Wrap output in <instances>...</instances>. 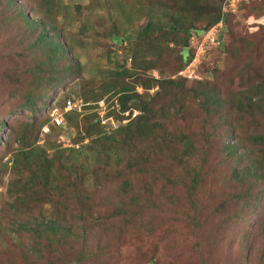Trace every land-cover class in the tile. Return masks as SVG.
Masks as SVG:
<instances>
[{
    "label": "trees",
    "instance_id": "16d2710c",
    "mask_svg": "<svg viewBox=\"0 0 264 264\" xmlns=\"http://www.w3.org/2000/svg\"><path fill=\"white\" fill-rule=\"evenodd\" d=\"M61 1L6 0L32 39L0 54V184L8 178L0 264H108L127 234L148 239L171 229L187 234L200 264L213 263L219 249L218 256L242 255L253 242L260 256L241 258L264 264V25L253 46L235 37L221 44L227 72L199 62L211 78L187 86L179 73L197 52L189 32L202 37L222 24L220 44L232 12H222L226 0L204 7L203 0H145L146 24L118 30L113 23L106 45L120 53L107 55L113 67L90 81L76 43L64 36L72 21L63 19ZM135 1L125 8L140 11ZM151 70L158 79L146 75ZM56 89L69 90L85 113L76 105L67 111L74 105L67 95L56 125L44 112ZM105 96L116 98L104 115L120 123L114 129L95 112ZM64 122L76 134L72 146L41 138L44 127Z\"/></svg>",
    "mask_w": 264,
    "mask_h": 264
},
{
    "label": "rangeland",
    "instance_id": "374dc122",
    "mask_svg": "<svg viewBox=\"0 0 264 264\" xmlns=\"http://www.w3.org/2000/svg\"><path fill=\"white\" fill-rule=\"evenodd\" d=\"M33 2V0H30ZM89 4V2H91ZM126 0H79L74 2H69L67 0H62L60 6H62V11L64 12V18L71 19V25L68 28L63 30L64 36L66 39L70 38L76 47L74 48L76 53V58L79 59V62L82 67V74L85 79L90 81H99L103 76H106L105 67H113L112 64H107L108 59L107 55L114 56L117 53V48L108 47L106 44L109 42L107 35L109 29H111L113 23H117V29H135L141 27L143 24H146L145 11L149 9V5L146 4L145 0H139L142 8H139L140 11L131 12L128 11L125 7L127 4H124ZM210 0H203V7L205 2ZM136 2L131 0L129 4ZM21 5L24 6V11H28L27 6L31 4L27 2H22ZM119 5H122L124 9H121ZM143 9V11H142ZM150 10V9H149ZM17 10H14L12 6H9L6 3V0H0V20L3 17L6 18V23L0 25V54H8V51L16 49L20 51L22 47H26L28 42L32 39L25 38V30L19 21L14 18V13ZM128 14H131L128 17ZM176 14V11L175 13ZM232 16H229L227 23V30L222 35L220 44L216 41L217 33L219 32V27L222 24H219L213 30V33L209 36V39L204 40L205 34L198 36L194 30L189 32L190 34V47L197 54L196 59L192 62L193 69H189L187 73L188 77H185V82L187 86L193 84V80L197 79H208L210 77V72L203 71V68L196 69L198 63H202L203 67L209 68V70L219 69L227 72L229 70V65L232 64L229 62L230 59L227 55L220 52L221 44L224 46L228 45L232 37H235L236 40L243 41V44L247 43L251 46L254 45V34L261 33L263 30L258 29V26L264 25V0H250L243 2L236 8L234 12L230 13ZM62 19V23L64 20ZM139 19V21H138ZM257 37V35H256ZM202 46L201 50L199 49L200 45ZM116 50V52H114ZM126 65L129 66V57L126 60ZM198 65V66H197ZM193 70V73H191ZM148 77H153L155 79L159 78L158 70H151L146 73ZM182 77V76H181ZM211 78V77H210ZM76 83L73 87L77 89ZM153 91H150L152 93ZM137 93L142 94L143 90L141 87H137ZM51 106H48L44 112L47 115L50 114V117L54 118V113L60 114L63 112L61 106L63 105L64 99L69 95L67 100L74 102L76 105L77 112L82 111L83 103L81 100L74 99L70 97L69 90L63 92L61 89H56L52 94ZM116 98L109 99L108 96L98 102L96 105L95 112L102 117V124L107 125L108 127L114 129L119 126L113 116L110 118H105L104 115H109L110 112L115 111L113 108H117L114 105ZM62 102V103H61ZM54 108H57L58 111ZM60 108V110H59ZM115 108V109H116ZM71 110L70 108L66 109ZM72 112V111H70ZM80 112V113H81ZM55 114V115H56ZM128 113L124 115L127 116ZM137 112L133 111V116ZM62 117V115L60 114ZM16 119L20 118V115L14 116ZM64 117V116H63ZM62 117V121H63ZM13 116H8V121L16 123V119ZM61 119V118H60ZM61 120H59L60 122ZM126 123V120L122 122ZM61 125V124H60ZM48 128V134L42 135L43 140L49 137V140L52 142H57L60 145L72 146L74 144L73 139L76 137L75 133H72L68 123H65L58 128ZM70 138H69V137ZM42 143V142H40ZM76 147V146H75ZM7 177L4 178V183L0 184V206L6 200V181ZM89 188H90V183ZM261 215H264V210L258 211ZM176 232L174 237L169 239H162L168 236L170 233ZM169 234H159L157 237L144 238L141 235L130 233L126 237L122 238L123 241H120L119 246L115 248L114 253H111V260L108 264H200L195 256L192 254V248L190 245V240L186 233L182 230L171 229ZM174 241V242H173ZM156 244L157 247L154 245ZM215 245V243H213ZM255 242H253L252 250L250 252V260L252 257L260 256V253L254 248ZM174 245V249L171 250L170 247ZM156 249V251H154ZM246 249L242 250V255L238 251H233L238 253L234 258L226 256H218L221 252L220 249L215 251L216 258H212L214 264H250L247 260H243L241 257L245 253L249 252ZM262 260V256L260 257ZM217 260L219 261L217 263ZM211 263V264H213ZM259 264V262H256Z\"/></svg>",
    "mask_w": 264,
    "mask_h": 264
},
{
    "label": "built area",
    "instance_id": "2783aa9c",
    "mask_svg": "<svg viewBox=\"0 0 264 264\" xmlns=\"http://www.w3.org/2000/svg\"><path fill=\"white\" fill-rule=\"evenodd\" d=\"M241 0H226L225 1V3H224V6H223V9H222V12L223 13H228V12H234V8H236L237 6H238V4H239V2H240ZM213 30H215V27L214 28H212L211 30H209L206 34H205V37H204V40H207V39H209V36L213 33ZM202 44L199 46V49L198 50H201L202 49ZM196 57H197V54H195V57H194V59L192 60V62L196 59ZM198 58V57H197ZM192 62L191 63H189L187 66H186V68L183 70V71H181L179 74L181 75V76H183V77H188V75H187V73L189 72V69L191 68V69H193V67H191L192 66ZM191 73H193V70H191ZM74 107V105H72L70 102H68L67 103V108H70V109H72ZM56 113H54V118H52V120L54 121V123L56 124V125H60L61 123H62V117L60 116V114L58 115V114H56ZM61 118V119H60ZM59 120H61L60 122H59ZM42 132L44 133V134H46L47 132H48V128L47 127H44L43 129H42Z\"/></svg>",
    "mask_w": 264,
    "mask_h": 264
}]
</instances>
